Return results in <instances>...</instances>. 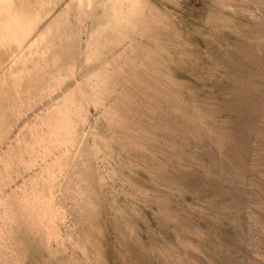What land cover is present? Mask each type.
Segmentation results:
<instances>
[{"label":"rangeland","instance_id":"obj_1","mask_svg":"<svg viewBox=\"0 0 264 264\" xmlns=\"http://www.w3.org/2000/svg\"><path fill=\"white\" fill-rule=\"evenodd\" d=\"M0 264H264V0H0Z\"/></svg>","mask_w":264,"mask_h":264}]
</instances>
